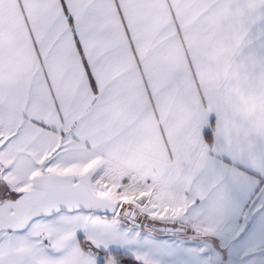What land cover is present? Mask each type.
Wrapping results in <instances>:
<instances>
[{
    "label": "snow or ice",
    "instance_id": "6c2138e0",
    "mask_svg": "<svg viewBox=\"0 0 264 264\" xmlns=\"http://www.w3.org/2000/svg\"><path fill=\"white\" fill-rule=\"evenodd\" d=\"M0 264H264V0H0Z\"/></svg>",
    "mask_w": 264,
    "mask_h": 264
}]
</instances>
